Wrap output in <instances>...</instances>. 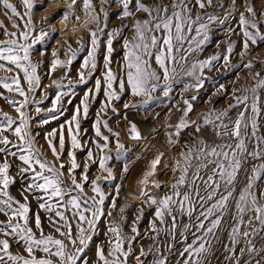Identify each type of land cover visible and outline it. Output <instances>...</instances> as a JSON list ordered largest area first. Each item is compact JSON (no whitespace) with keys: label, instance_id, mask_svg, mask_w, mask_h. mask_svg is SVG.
<instances>
[{"label":"snow or ice","instance_id":"snow-or-ice-1","mask_svg":"<svg viewBox=\"0 0 264 264\" xmlns=\"http://www.w3.org/2000/svg\"><path fill=\"white\" fill-rule=\"evenodd\" d=\"M0 2L4 9L11 10L12 14L21 19L28 17L23 30H19V34L5 31L4 34L12 36L13 39L0 41V71L14 72L11 76L0 77V87L8 92H15L23 98L22 101H15L0 94V98H4L18 114L17 120L7 113L0 112V153L5 157L3 162H0V214L6 217L5 220H0V237H3L0 238V264H78L89 242L93 239L92 233L95 231L97 220L103 214L101 206L106 199L105 193L98 184L99 177L91 181L95 196L86 197L84 184L78 183L75 176V171L81 165L77 163L74 150L82 149L78 117L81 114L82 105L83 115L87 118L88 100L93 89H88L84 93L80 105L76 106L71 118L65 121V124L60 125L58 147L53 143V139L57 137V130L53 129L47 133L46 142L54 161L47 160L36 146L31 132V123L34 118L27 112V107L30 103H43V100L30 101L28 97V92H35L41 82L37 74L39 64L33 62L32 53L36 46L43 44L50 37L51 33L45 31L43 27L37 29L33 24L31 13L34 0H21L25 9L23 16L8 0H0ZM65 2L68 3V10L63 12V20L67 21L70 17H74L76 23H80L81 18L75 12L78 0H70V2L65 0ZM100 2L101 8L97 12L93 6V0H82L83 13L90 17L96 25L94 29H89L90 46L86 45L82 38L78 39L79 48L76 49L66 42L65 52L69 59L65 62L54 58L51 62V71H55L57 67L70 66L78 53L84 51L86 47L87 55L78 73L79 82L86 83V70L94 71L97 68L96 55L109 19V14L104 11V5L110 4L112 0H100ZM116 2L122 6V11L117 13L118 18H128L134 15L130 10L133 0H116ZM211 6L212 0H195L194 5L192 0H173L171 8L161 2L146 5L141 0H135L136 11L144 12L146 18L134 21L131 26L133 32L131 39L123 38L121 65L123 77H118L113 72L111 57L114 51V40L122 36L124 29L129 26L121 25L106 33L103 73L105 85L103 94L106 102L100 111L103 112L111 106L112 101L120 100L125 91V84L132 96L141 98L138 104L125 103V109L130 107L147 109L158 99L154 95L158 90L162 91L164 97H168L172 91V83L179 74L177 66H179V72L191 80L190 83L184 84V91H199L207 79L204 76L205 69L211 71L214 63L221 60V56L214 54L206 59L192 60H189V56L203 51L210 40L211 25H223L232 15L229 12L224 17L211 14L193 16V8L204 9ZM233 8H235V0H233ZM247 11L252 13L254 9L248 7ZM101 14L104 17L103 27L101 26ZM85 24L87 21L83 22V25ZM14 26L19 28L18 25ZM239 27L243 36V50L240 54L243 61V57L250 51V44L258 46L260 42H264V32L260 31V25L257 23H250L243 13L239 18ZM73 31H75V25ZM227 31L232 32L233 30L229 28ZM36 32L38 34L33 35ZM233 49L234 45L229 44L222 58L225 68L231 67L230 57ZM45 51L42 50L41 55H44ZM52 56L57 57L56 50L52 52ZM261 63L264 64V61ZM7 65L12 67H7ZM243 67L251 69L255 65L248 61L243 63ZM21 74L23 81L27 84V92L22 86ZM250 78L252 80L250 86L233 89L231 95L234 102L227 108L219 111L211 109L201 114L198 121L186 119L193 110L192 101L197 97L193 96L191 100L185 99L182 116L174 126V135H169L168 143L178 144L176 137H179L181 132L189 127H193L197 133H201L204 128H209L216 137H229L230 139L210 143L201 136L194 138L192 142H186L184 150L178 153V158H174L171 165V171L179 174L167 186L169 191L161 197L151 195L149 188L151 186L159 190L164 187L158 180L152 179L163 159V153H158L148 162L146 170L138 181L141 186L140 197L146 196V203L156 206L154 213L156 220L160 225H166L165 228H160L155 222H151L150 230L156 234L152 239L155 241L161 231H165L174 241L177 229H181L179 235L184 246L179 256L183 258L182 264H207L213 240L219 239V230L226 219L229 221L228 238L230 240V244L224 245L226 260L234 264H242V258L246 253L264 252V248L257 250L255 244L249 239L264 231V191L257 192V182L264 177V135L260 134L261 117L264 116V102L261 99V92H264V75L256 71L251 74ZM53 84L57 88L61 86L59 81H54ZM114 85H118L119 91ZM71 86L72 81L69 80V87ZM94 91L97 94L101 91L100 79L96 80ZM217 91L225 92L226 89L220 85ZM68 95V92L57 91L55 98L51 101L52 106L46 110L52 115L41 119L39 121L41 125H47L51 120H56L59 115L63 114L58 105L62 98ZM71 102L69 99L68 103ZM233 109L239 110L235 116H230ZM42 111L40 107L35 108L37 115ZM101 123L105 128L108 127L107 121H101L98 112L93 128L95 135L103 139L104 143L100 144L95 141L93 143L101 153H104L109 148V137L101 133ZM65 125H67L71 149L67 152L69 158L67 181L65 180L66 165L61 161L65 150ZM109 131L111 132V129ZM6 132H10L17 142L14 143L7 135H4ZM129 132L131 139L141 138L134 123L130 124ZM115 135L117 136L116 159L120 160L128 150L124 144L119 142V134ZM8 157L18 158L21 162L23 166L19 168L20 174H30V183L22 189L21 199L12 196L9 191L10 185L14 184L15 180L9 175ZM141 158L136 157L137 160ZM111 159V155H101L98 165L101 171L107 173L104 179L109 181L114 178L113 169L107 167V162ZM87 160H93L91 150L87 152ZM56 161H60L58 167ZM250 161L252 163H249ZM83 167L84 172L81 179L88 183V164L85 163ZM122 171L125 174L129 172L127 163L124 164ZM241 172L244 173V183L237 191ZM119 191L120 186H117V196ZM35 192L41 193L36 197L38 208L48 215L52 231L62 239L56 238V235L52 233L44 232L39 212L34 214V227L30 223L31 208L28 194ZM230 205L234 207V213L231 212ZM113 207H115L114 202ZM124 210L121 208V213ZM245 216L248 217L247 220ZM184 217H187L186 223L182 222ZM140 218H142V210L141 216L137 217V221L132 225L131 231L135 234L133 236L124 234L120 224L116 222L109 224L107 231L110 236L107 253L103 247H97V264H128L129 257L133 256L132 243L139 235L137 223ZM72 220L76 222L75 236ZM167 221L170 222L166 224ZM187 234L191 235V242H188ZM10 239L17 243L22 242L26 255L19 252L14 254L10 250ZM241 240L244 241V245L239 247L237 253V246ZM173 247V244L167 245V252L171 253ZM38 252L43 255L38 256ZM149 256L152 257L151 260L148 259ZM134 258L137 264H168V257L156 245L147 248L141 246ZM84 264H90V262L85 261ZM244 264H252V262L249 260ZM255 264H261V261L257 260Z\"/></svg>","mask_w":264,"mask_h":264},{"label":"rangeland","instance_id":"rangeland-1","mask_svg":"<svg viewBox=\"0 0 264 264\" xmlns=\"http://www.w3.org/2000/svg\"><path fill=\"white\" fill-rule=\"evenodd\" d=\"M8 2L15 6L17 8V11L20 12L23 16L25 9L22 6L21 0H8ZM68 2H70V0H68ZM141 2L146 5L161 2L171 8L173 0H141ZM192 3L194 5L195 0H192ZM93 6L96 11L99 12L101 8L100 0H93ZM248 7H252L254 11L252 13H249L247 11ZM67 10L68 3H66L65 0H34V8L31 13L32 22L37 29L43 27L44 30L51 33V35L43 44L36 46L32 53L33 62L39 64L37 74L40 76L41 82L40 87L37 88L35 92H28V97L30 101L43 100V103H30L27 107V112L34 118L31 123V132L35 138L36 146L44 154V157L47 160L54 161V157L48 149V145L46 142L47 133L51 132L53 129L57 130V137L53 139V143H55L58 147L60 125L65 124V121L71 118L76 106L80 105L84 93L88 89H93V92L90 94L88 100L89 111L87 118H85L83 115L82 105L81 114L78 117V119L80 120L79 138L81 140L82 149L74 150L76 153L77 163L81 165V167L75 171V176L78 183L84 184V195L86 197L95 196V193L91 188V181L99 177L100 179L98 180V184L100 185L102 191L105 193L106 199L104 204L101 206L103 214L97 220L95 231L92 233L93 239L89 242L85 253L82 254V260L78 261V264H84L85 261L90 262V264H97L96 249L98 246L103 247L105 249V252L107 253L108 240L110 236L107 230L111 222L120 224L123 233L127 236L135 235L134 233H132L131 228L133 223L137 221V217L141 216V210L142 218H140L137 223L139 235L136 236L135 241L132 243L133 256L129 257L128 264H137L134 256L139 253L141 246L147 248L152 245L160 247V250L164 253V255L168 257V264H182L183 258L179 256V252L184 246L182 238L179 235L181 229H177L176 239L174 241L172 240L171 236L168 235L165 231H161L159 236H157L156 240L154 241L152 237L156 234L150 230V223L155 222L160 228H165L166 225H160L159 221L156 220L154 215L156 206L147 204L146 196L141 198L133 196L132 192L126 187V181L128 179L127 177L130 175V172L135 167V165L141 160H137L136 157H143L149 145L154 144L157 145L158 148H160L159 146L161 145H159L156 141L158 140V135L162 131V120H164L165 117L169 120V118H171L175 114L177 115V113L181 114L182 110L185 107L183 103L185 99L191 100V97H197L196 100L192 101L193 110L189 113L186 119L198 121L201 114L211 109H215L217 111L222 110L224 108H227L229 104L233 103L234 101L232 100L231 95L233 89L250 86L252 84V80L250 78L251 74L255 73L256 71H260L261 75H264V64L261 63L262 61H264V42H260L258 46H252L250 44V51L243 57L242 61L240 54L243 50V36L241 28L239 27V18L243 13L245 18L250 23H257L258 25H260V31L264 32V0H235V8H233V0H212L211 7H206L204 9H199L198 7L193 8V16H195L196 14H211L218 17H224L229 12L232 13L231 17L226 20L223 25H211L212 31L210 32V40L204 47L203 51L194 53L189 56V60L206 59L214 54H220L221 56V60L214 63L211 71L205 69L204 76L207 77V79L204 81L203 87L199 89V91H184V84L190 83L191 80L183 73H180L179 66H177V71L179 74L176 76L175 81L172 83V91L168 97H164L162 91L158 90L156 93H154V95L157 96L158 99L154 101L147 109H138L131 107L125 109V103L138 104L141 99L140 97L132 96L130 89L128 88L127 84H125V91L121 95L120 100L112 101L111 106L106 108L103 112H101L100 110L102 105L106 102V98L103 94V89L105 86L103 73L104 56L106 55V33L107 31H110L112 29L119 28L121 25L129 26L128 28L124 29L122 36L117 37L114 40V51L111 57V66L113 72L116 73L118 77H123L124 73L121 69V65L123 62V38H132V24L137 19H145L146 14L142 11H136L135 0H133L132 4H130V10L134 13V15L128 18H118L117 13L122 11V6L118 4L116 0H112L110 4L104 5V11L109 14V19L107 22V28L105 29V35L101 37L100 47L96 55L97 68L94 71L86 70V83H80L78 73L81 71L83 59L87 55V47L84 49V51L78 53L76 59L70 66L57 67L55 71H51V62L54 58H59L60 60L65 62L69 59L68 55H66L65 52V49L67 47L66 42H69L72 48L76 49L79 48V44L77 43L78 39L82 38L86 45L90 46L89 29H94L96 27L95 23L90 18L89 21L91 22L88 23L87 29L81 27L73 35L61 34L58 29V21L63 19V12ZM75 12L76 15L80 16V18L84 17L85 14L82 11V0H78L77 5L75 6ZM27 19L28 17L26 16L24 17V19H21L20 17L12 14L11 10L4 9L2 2H0V41L13 39L12 36H6L4 34L5 31L9 33L17 32V34H19V30H23L24 23L27 21ZM68 21L76 23L74 17H70ZM103 21L104 17L103 14H101L102 27ZM83 22L84 21H82V24ZM14 25H18L19 28L15 27ZM229 28H231L233 31L228 32L227 29ZM249 30L251 31V29ZM37 34L38 32L33 33V35ZM229 44H233L234 49L230 57L231 67L225 68L222 58L226 53ZM42 50H46L44 55H41ZM54 50L57 51V57L52 56V52ZM248 61H251L252 64L255 65V67L251 69L244 68L243 63H246ZM152 63L155 67L154 60ZM7 67L12 66L7 65ZM13 74L14 72L10 73L7 71H0V77H7ZM97 79L101 80V91L98 94L94 91L95 82ZM69 80L72 81L71 87H69ZM54 81H59L61 86L59 88L54 86ZM21 83L25 88V91L27 92V84L23 81L22 74ZM161 84H163V81H161ZM220 85L224 86V88L226 89L225 92L217 91ZM114 87H116V90L119 91L118 85H114ZM57 91L69 93L68 96L62 98L61 103L58 105V107L62 109L63 114L59 115L58 119L51 120L49 124L41 125L39 123L41 119L50 117L52 115V113H48L46 110L52 106L51 101L55 98ZM0 94H2L3 97H8L11 100H23V98L20 97L17 93L8 92L2 87H0ZM45 95L47 96L46 99ZM69 99H71V103H68ZM36 107H40L41 109H43V111L39 115H37L35 112ZM113 108H115V111H113ZM0 112L7 113L8 115L18 120V114L4 98H0ZM98 112L100 113L101 121L106 120L108 124L107 128L104 127L103 123H101L100 125L101 133L104 136L109 137V148L105 150L104 153H101L100 150L96 148L95 143H93V141L100 144L104 143L103 139L95 135V131L93 128V125L97 119ZM130 114H135L138 119L151 125L153 127L152 131L139 140L131 139L130 133H127L126 136L123 131V127L129 123ZM263 119L264 116L261 117L260 134L262 135H264ZM74 127L75 126L73 125V128ZM109 129H111V132L109 131ZM209 131H211L209 128H204L201 133H197L193 127H189L181 132L180 136L178 137L179 143L176 144L170 152L162 150L164 154L163 159L157 168L156 175L152 177V179L158 180L161 184L164 185V187L157 190L151 188L150 186L149 190L151 195L161 197L169 191V188L167 186L179 174L178 172L171 171L173 159L178 158V153L184 150L186 142H192L194 138H200L201 136L210 143L221 142V139H230L229 137L210 139L208 134L213 132ZM64 134L65 150L63 155L61 156V161L66 165L65 180L67 181V165L69 164L67 152L71 150L70 140L67 135V125H65ZM115 134H119V142L124 144L125 148L128 150L120 160L116 159L117 136ZM151 134H154L155 138H152ZM4 135H7L9 139L14 143L17 142L16 138L10 132H6L4 133ZM49 139L52 138L49 137ZM12 150L16 151V149ZM89 150H91L93 153L92 161L87 160V152ZM101 155L112 156V159L107 162V167L113 169L114 178L110 181L104 179L107 176V173L99 169V157ZM4 159V154L0 153V162H3ZM166 159L169 160L167 161ZM164 161L166 163L169 162L168 165H163L165 163ZM8 162L10 164L9 175L15 180V183L10 185L9 187L10 194L17 199H21L22 189H24L26 185L30 183V174H20L19 168L23 165L18 160V158L8 157ZM59 163L60 161H56L57 167L59 166ZM85 163L88 164V183H85L81 179V176L84 172L83 166ZM125 163H127L129 166V172L127 174L123 173L122 171ZM249 163L252 162L250 161ZM245 167L247 168L248 166L246 165ZM243 183L244 173L241 172L239 183L237 184V191H239ZM257 184V192L259 193L260 191H264L263 177L257 182ZM117 186H120L118 196L116 193ZM40 195L41 193L39 192L28 194V202L31 208V212L29 213L30 223H32L34 227V214L39 212L44 232L52 233L53 235H56V238L62 239V237H59L58 234H55L52 231V228L49 224L48 215L38 208V201L36 197ZM113 202L115 203V207H113ZM121 208L125 209L123 213H121L120 211ZM231 212H235L234 207H231ZM5 219L6 217H4L3 214H0V220ZM69 219L71 220L70 216ZM247 219L248 217L245 216V220ZM168 222L170 221H167L166 224ZM182 222L186 223L187 217H184L182 219ZM71 223L73 228V235L75 236L76 222L72 220ZM228 223L229 221L226 219L219 230V239L213 240L212 251L208 254L207 257V264H234V262H229L225 259L226 252L224 250V245L230 244V240L228 238ZM85 227H87V225H85ZM187 235L188 242H191V235ZM249 239H251L255 244L257 250L264 248V231L259 232L255 237H250ZM169 244L174 245L171 253L167 252L166 250V246ZM10 245V250L14 254L19 252L26 255L22 247V242L17 243L16 241L10 239ZM243 245L244 241L241 240V243L237 246V253L239 252V247H242ZM69 247H71L70 244ZM125 248H127V245H125ZM37 255L40 256L43 254L38 252ZM148 259L151 260L152 257L149 256ZM249 260L252 262V264H255L257 260H260L261 264H264V252L252 254L246 253L242 258V264H244L245 261Z\"/></svg>","mask_w":264,"mask_h":264},{"label":"bare ground","instance_id":"bare-ground-1","mask_svg":"<svg viewBox=\"0 0 264 264\" xmlns=\"http://www.w3.org/2000/svg\"><path fill=\"white\" fill-rule=\"evenodd\" d=\"M89 20H90V17L85 16V15L83 18H81L80 23H74L72 21H68V20L65 21V20L61 19L58 21L59 32L61 34H65V35H73L76 31H78L82 27V25H83L82 21H89ZM74 25H75V31H73ZM238 110L239 109H233L232 112L230 113V116H235V113ZM181 116H182V112H181V114L177 113V115L176 114L173 115L171 118H169V120L165 117L166 120H168V121H166L165 118H164V120H162V131L158 135V140L156 141L159 145H161L159 147L162 149L158 148L157 145H154V144L149 145V147L146 149V152L143 155V157L141 158V160L135 165V167L130 172V175L127 177L128 179L126 181V184H127L126 187L132 192L134 197L141 198L139 195L141 186L139 185L138 181L141 178L142 173L146 170V168L148 166V162L151 159H153L158 153H163L162 150L170 152L174 148V146L176 145V144L175 145L169 144L168 143V137L170 134L174 135V133H175L174 126L179 122ZM133 123L136 125L137 132L139 133L141 138L146 136L147 134H149L153 129V127L151 125H149L148 123H145L142 120L138 119L135 116V114L134 115L130 114L129 123L123 127V131H124L125 135L127 133H130L129 127H130V124H133ZM209 132H212V131H209ZM208 136L210 137V139L218 138L214 135V133H209ZM151 137L155 138V135L151 134ZM225 138H227V137H225ZM176 139L178 140V137H176ZM169 159H170V157H169ZM169 159H166V160L168 161ZM168 163L165 162L163 165H168Z\"/></svg>","mask_w":264,"mask_h":264},{"label":"built area","instance_id":"built-area-1","mask_svg":"<svg viewBox=\"0 0 264 264\" xmlns=\"http://www.w3.org/2000/svg\"><path fill=\"white\" fill-rule=\"evenodd\" d=\"M261 99H262V102H264V92H261ZM263 128H264V119H263ZM264 179V177H263Z\"/></svg>","mask_w":264,"mask_h":264},{"label":"clouds","instance_id":"clouds-1","mask_svg":"<svg viewBox=\"0 0 264 264\" xmlns=\"http://www.w3.org/2000/svg\"><path fill=\"white\" fill-rule=\"evenodd\" d=\"M91 21H87V24H85V25H82V27L84 28V29H87V27H88V23H90Z\"/></svg>","mask_w":264,"mask_h":264}]
</instances>
